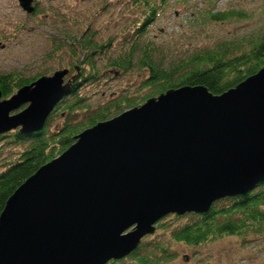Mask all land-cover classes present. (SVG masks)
Wrapping results in <instances>:
<instances>
[{
  "label": "water",
  "instance_id": "obj_1",
  "mask_svg": "<svg viewBox=\"0 0 264 264\" xmlns=\"http://www.w3.org/2000/svg\"><path fill=\"white\" fill-rule=\"evenodd\" d=\"M17 1L34 12L33 0ZM75 70L67 80L68 68L41 74L8 98L0 91V133L42 130ZM75 137L7 200L0 264H106L163 216L204 213L264 182V67L220 95L167 90Z\"/></svg>",
  "mask_w": 264,
  "mask_h": 264
},
{
  "label": "trees",
  "instance_id": "obj_2",
  "mask_svg": "<svg viewBox=\"0 0 264 264\" xmlns=\"http://www.w3.org/2000/svg\"><path fill=\"white\" fill-rule=\"evenodd\" d=\"M163 2L164 0H132V8L139 9L140 16L123 26L110 44L95 39L93 31L79 35L64 31L58 44L53 40V50L62 48L69 53V59L71 57L69 65L63 67L69 69L65 79L76 73V66H79L81 75L71 82L70 90L53 107L42 130L24 133L17 128L0 133V139L4 138L6 143H23L21 150L7 157L0 148V214L15 189L43 164L69 149L75 141V135L85 128L110 120L126 109L145 104L148 98L160 96L167 90L178 87L201 85L213 95H220L230 88H236L241 81H245L264 67L262 29L233 40L207 42L208 44L198 46L192 52L186 50L179 58L177 53L174 56V53L168 55V49L162 52V48L146 37V33L157 18V12L163 7ZM206 12V19L219 23L243 19L246 14L240 10L229 9ZM125 41L126 47L107 56V68L119 74L135 71L142 75L143 82L138 90L140 93L116 95L108 102L97 105L87 103V98L79 90L99 79L95 54H101L108 48L114 50ZM47 73H50V68L47 71L39 70L33 76L24 75L21 69L0 73L2 98H8L20 86L27 85L39 75ZM56 116L62 121L56 122L54 127L50 128L48 124L56 119ZM245 193L215 200L204 213L168 214L167 216L171 217L170 222L166 223L164 218L157 221L154 231L144 235L136 249L128 256L118 260L111 259L106 264L169 263L174 261L176 255V251L171 247V242L174 241L195 247L226 234L245 236L248 232H264V182L257 183ZM183 217H186L183 222L177 223V220ZM166 224L173 226L169 236L171 242H145L144 238H153Z\"/></svg>",
  "mask_w": 264,
  "mask_h": 264
},
{
  "label": "rangeland",
  "instance_id": "obj_3",
  "mask_svg": "<svg viewBox=\"0 0 264 264\" xmlns=\"http://www.w3.org/2000/svg\"><path fill=\"white\" fill-rule=\"evenodd\" d=\"M33 2L34 12L28 13L21 9L17 0H0V73L21 69L24 75L33 76L39 70L47 71L49 68L53 73L70 63L69 53L62 48L53 50V40L58 44L64 31L76 35L93 31L95 39L110 44L123 26L140 16V10L132 8V0ZM162 6L146 37L162 48V52L168 49V55L177 53L178 58L186 50L192 52L207 42L233 40L264 30V0H164ZM226 9L246 14L243 19L224 23L212 22L205 17L207 10ZM126 45V41L121 42L114 50L108 48L101 54H95L99 79L79 90L87 98V103L97 105L116 95L139 92L142 75L135 71L119 74L107 68V56ZM61 121L56 116L48 126L53 128L56 122ZM0 144L5 157L16 154L23 146V143H6L4 138L0 139ZM162 218L168 223L171 217L166 215ZM185 218L178 219L177 223ZM171 225L166 224L153 238H144L145 242H171ZM171 247L176 251L174 261L164 264H264V232L261 231L248 232L245 236L226 234L195 247L174 241Z\"/></svg>",
  "mask_w": 264,
  "mask_h": 264
}]
</instances>
